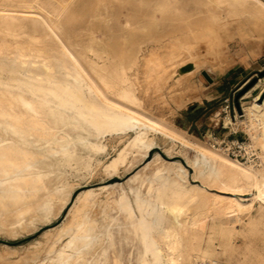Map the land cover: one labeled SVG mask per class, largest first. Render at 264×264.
<instances>
[{"label": "rangeland", "instance_id": "1", "mask_svg": "<svg viewBox=\"0 0 264 264\" xmlns=\"http://www.w3.org/2000/svg\"><path fill=\"white\" fill-rule=\"evenodd\" d=\"M59 1L0 0V48H8L0 55V58L3 56L7 59L2 57L0 62V92L9 89L34 97L21 85L22 64H15L16 72L7 70L12 62L11 57L19 49L32 51L38 47L46 54H53L55 60L67 57L91 70L85 55L88 50L75 31L76 25L87 17L88 25L95 31L97 41H100L99 47L104 51L106 49L112 60L128 63L137 58L138 63L128 71L136 87L138 101L126 103L137 112L155 118L164 127L149 131L155 145L147 156L142 152H129L117 173L110 170L109 164L122 149H131L129 142L135 136L134 131L113 136L108 133L100 135V141L107 145L106 152L97 154L84 146L75 160L57 166L58 176L44 165L43 170L49 172L45 180L57 194L54 199L56 208L53 207L52 216L48 218L44 217L39 207L36 209L38 215L34 218H17L18 209H12V212L18 210L14 213L15 218L11 211L1 213L0 264H38L55 256L67 241L66 236L59 240V234L63 227L73 225L77 220L75 202L88 190L96 192L88 209L98 227L90 239V247L85 251L86 261L81 264H103L106 259L111 264L121 259L124 264H142V245L135 234V217L128 213L125 200L121 199L137 173L135 184L144 198L150 196L151 176L162 170L176 177L179 164L172 162L190 161L193 169L188 167L189 176L185 180L178 178L187 186L189 193L186 194L194 198L182 216L188 219L193 215L208 214L214 194L227 195L220 188V180L227 168L220 161L213 165L215 167L203 161L199 167H195L196 160L202 158L199 148L185 145L176 133L185 134L228 159L230 157L215 144V140L246 139L259 149V163L251 166L236 160L234 162L249 168H257L264 162V148L249 135L252 123L250 110L254 109L257 96L264 91V0H247L246 4L238 0H214L223 4L222 8L213 0H105L102 7L101 1L103 3L104 0H71L74 7H84L82 14L85 15L80 16L72 11L68 16H63L62 31L51 25ZM180 12L186 16L185 19H182ZM49 25L54 28V33L49 31ZM34 36H40L44 42L33 43ZM187 36L194 37L203 47L200 58L206 61L194 77L196 87L194 91L192 89L174 99L166 96V103L158 102L156 93L144 88L146 59L155 50L169 57L166 56V47ZM51 40L58 42L49 44ZM62 40L73 43L61 45ZM88 54L93 56L92 52L88 51ZM99 61L103 65L104 61ZM102 88L108 95L115 94L117 98L116 92L104 86ZM227 98L231 99L236 111L245 113V116L235 121L232 119L234 112L231 115L223 112ZM69 114L79 121L85 135L87 131L95 133L94 127L75 111ZM59 128H63V124H59ZM67 130L72 131V125ZM230 160L233 161L232 158ZM201 170L205 171L204 175L199 174ZM114 174L120 179L113 177ZM200 181L204 189L196 186ZM254 193L258 192L254 190ZM133 197L136 198L135 193ZM256 203L253 210L243 212L241 219L232 223L223 224L218 216L208 217L209 234L200 245L209 259L217 261L216 264H264V203ZM172 222L173 217L166 210L158 229ZM186 236V243L189 244L190 233L187 232ZM206 246H209L208 250ZM187 257L186 252L184 261Z\"/></svg>", "mask_w": 264, "mask_h": 264}, {"label": "bare ground", "instance_id": "2", "mask_svg": "<svg viewBox=\"0 0 264 264\" xmlns=\"http://www.w3.org/2000/svg\"><path fill=\"white\" fill-rule=\"evenodd\" d=\"M238 1L242 4L247 3V0ZM59 2L58 9L52 15L51 25L62 31L63 16H68L72 11L81 14L80 16L85 14H82L84 11L82 5L74 7L71 0ZM213 2L222 8L223 4L214 0ZM102 4H105V0L103 3L101 1V7ZM106 4L109 5L107 2ZM104 8L106 7L103 5ZM180 15L185 19L184 14L180 12ZM84 19L76 25L75 31L79 33L85 48L93 53V56L89 55L88 51L85 54L91 70L67 57L62 56L63 58L55 60L53 54H46L38 47L32 51L19 49L10 59L12 62L7 70L11 73L16 72L18 69L15 64L20 62L23 65L22 72L20 71L21 85L34 97H29L25 92H14L9 89L0 92V214L18 209L19 212L18 210L12 212L13 216L18 212L17 218H26L25 216L34 218L38 215L36 209L39 207L45 218L51 217L57 194L45 180L49 172L43 170L44 165L58 176L60 173L57 166L75 160L82 147L87 146L97 154L106 152L107 145L100 141V135L108 133L113 136L134 131L135 136L129 142L131 149H122L109 164L110 170L117 173L120 164L128 158L129 152H142L147 156L155 145L149 131L164 127L155 118L137 112L127 104L128 101H138L136 87L128 71L138 63L137 58L128 63L112 60V56L105 52L106 49L104 51L99 47L100 41H97L95 31L88 25L87 17ZM52 26L49 25L48 29L54 33ZM42 40L40 36L32 38L36 44L44 42ZM57 42L51 40L49 44ZM60 42L61 45L73 43L70 40ZM7 49L0 48V55ZM169 49L171 50L168 51ZM166 50V56L170 55L169 57H164L165 54L155 50L150 53L144 64V88L146 91L152 89L161 103H166V96L174 99L195 88L194 77L206 63L200 58L204 52L203 47L194 37L178 39L170 43ZM99 60L104 61L103 65ZM8 84L14 85L10 82ZM102 86L116 92L117 98L114 97L115 94L108 95ZM256 101L254 109L250 110L252 123L249 135L264 148V98H261V94L257 96ZM71 111H75L89 122L95 133L87 131L85 135L79 127V121L71 118L69 114ZM59 124H63V128L60 129ZM69 125H72V131L67 130ZM176 135L185 145L199 148L202 158L196 160L195 167H199L201 161L210 166L220 161L227 168L220 180V188L226 191L227 195L214 194L212 204L207 210L208 214L204 216L193 215L189 219L182 217L186 213L188 203L194 198L186 194L189 190L179 180H185L189 176V168L193 169L192 164L188 160L183 162L181 160L172 162L175 165L179 164L176 167V177H171L162 170L151 176L150 196L144 198L141 196L135 184L137 173L121 199L125 200L128 213L135 217V234L140 238L142 245V264H216L217 261L209 259L200 245L203 238L209 234L208 217L218 216L223 224L232 223L233 220H240L243 212L253 210L257 201L264 203V162L257 168L244 167L234 162V159L232 161L231 158L223 157L218 154L219 152H214L212 148H207L205 144L202 145L185 134ZM199 174L204 175L205 171L201 170ZM113 177L120 179L117 174ZM196 186L199 189L205 188L201 181ZM254 190L258 193L255 194ZM95 193V190H88L77 198L75 206L78 218L73 225L63 227L58 238L60 240L66 236L67 241L55 256L38 264H81L86 261L85 251L90 247V239L98 227L97 221L88 209ZM134 193L136 198L133 197ZM166 210L173 217V222L163 229H158L160 219ZM187 232L190 233L189 244L186 243ZM208 249L209 246H206V250ZM186 252L188 257L184 261ZM103 264L111 263L106 259ZM115 264L124 263L121 259Z\"/></svg>", "mask_w": 264, "mask_h": 264}, {"label": "built area", "instance_id": "3", "mask_svg": "<svg viewBox=\"0 0 264 264\" xmlns=\"http://www.w3.org/2000/svg\"><path fill=\"white\" fill-rule=\"evenodd\" d=\"M224 108L223 112L231 115L234 112V119L235 121L238 120V118L245 116V113H238L236 111L235 106L231 102L230 98H227L224 100ZM215 144H218L221 147V150L229 156L230 158L239 161L241 163L245 164H258L260 160V152L259 149L252 146L250 141L246 139H239V138H233V139H223L221 141L215 140Z\"/></svg>", "mask_w": 264, "mask_h": 264}, {"label": "water", "instance_id": "4", "mask_svg": "<svg viewBox=\"0 0 264 264\" xmlns=\"http://www.w3.org/2000/svg\"><path fill=\"white\" fill-rule=\"evenodd\" d=\"M254 83H255V81L252 82V84H254ZM252 84H251V85H252ZM261 98H264V91H263V93L261 94ZM238 106H239V105H238Z\"/></svg>", "mask_w": 264, "mask_h": 264}, {"label": "crops", "instance_id": "5", "mask_svg": "<svg viewBox=\"0 0 264 264\" xmlns=\"http://www.w3.org/2000/svg\"><path fill=\"white\" fill-rule=\"evenodd\" d=\"M248 81H249V79L246 82H248Z\"/></svg>", "mask_w": 264, "mask_h": 264}]
</instances>
